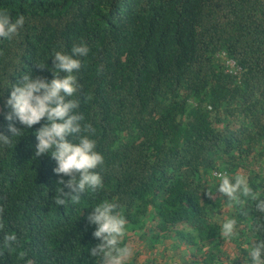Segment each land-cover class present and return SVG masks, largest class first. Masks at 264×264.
<instances>
[{
	"label": "trees",
	"instance_id": "1",
	"mask_svg": "<svg viewBox=\"0 0 264 264\" xmlns=\"http://www.w3.org/2000/svg\"><path fill=\"white\" fill-rule=\"evenodd\" d=\"M0 9L25 17L17 35L0 39V133L11 138L1 98L22 75L51 80L55 53L83 44L77 111L105 158L97 169L104 187L57 206L59 182L69 177L54 173L50 155L35 156L44 121L0 145V264H98L87 216L105 199L123 209L125 244L138 238L152 251L175 237L208 246L201 264L246 258L244 238H264L250 226L260 215L255 202L228 208L244 221L239 255L227 256L211 218L222 213L221 194L210 193L213 172L223 171L247 176L264 198V0H0ZM249 116L259 127L238 129ZM9 233L17 242L2 247ZM137 257L145 262L143 252Z\"/></svg>",
	"mask_w": 264,
	"mask_h": 264
},
{
	"label": "clouds",
	"instance_id": "2",
	"mask_svg": "<svg viewBox=\"0 0 264 264\" xmlns=\"http://www.w3.org/2000/svg\"><path fill=\"white\" fill-rule=\"evenodd\" d=\"M24 24V15L13 17L8 10L0 9V39H12ZM88 53V47L83 44L74 45L68 53L57 51L51 59L53 62V67L49 69L53 74L51 80L25 73L22 79L12 86L9 97L1 98L7 100L6 107L9 111L4 119L8 121L11 138L0 133V145H12L14 142L16 144L20 137L26 135L25 129H31L44 121L35 132L37 140L35 156L50 155L56 161L54 173L69 177L67 181L61 179L59 182L61 187L54 199L57 206L79 204L82 194L94 193L104 187V178L97 169L105 163V158L96 150V141L83 134L90 131V126L82 125L84 116L77 111L80 106L78 99L80 85L77 75L82 67L80 57H85ZM227 64L235 66L234 61H228ZM38 67L44 69L48 64ZM17 123L21 127H17ZM255 127L259 126L249 116L238 129L250 130ZM141 139L142 135H139L137 141ZM115 145L117 148L120 147L118 144ZM260 147H264V138ZM236 154L235 149L227 152L222 157L225 160L222 164L232 162ZM114 170L122 172L123 169ZM201 174L203 176L206 173L202 171ZM214 175L215 190L210 193V198L216 192L221 194L217 196L216 201L217 206L222 207V213L211 214V218L212 222L220 227L218 230L219 240L222 242L220 248L227 256L239 255L238 247L243 242V237H240L238 231L240 224L238 219L243 220V214L241 213L240 218V214L234 212L236 217H230L228 208L233 212L236 206L242 207L247 201L255 202V211L260 215L256 219L250 217V226L255 233H264V198L259 190H254L250 186L245 175H230L221 171L213 172V179ZM213 179H210L208 184L212 183ZM87 221L89 225L95 226L92 235L99 241L88 249V252L91 257L98 258V264H201L200 258L208 254V246L189 245L184 239L181 240L186 247L194 246L197 250L191 252L184 248L179 254L172 255L171 249H166L172 244L171 239H164V245L154 244L156 248L152 251L144 242L138 241V238H134L131 244L123 243L128 231V221L119 204L107 199L99 201L91 208ZM245 226L250 231L247 224ZM231 240H238L239 245L236 246ZM16 242L17 237L9 233L5 235L1 246L11 248ZM241 248L247 253L246 258L236 259L235 263L230 261L228 263V260L224 259L223 264H264V238L252 244L245 243L244 238ZM140 251L146 255L145 262L137 257Z\"/></svg>",
	"mask_w": 264,
	"mask_h": 264
},
{
	"label": "rangeland",
	"instance_id": "3",
	"mask_svg": "<svg viewBox=\"0 0 264 264\" xmlns=\"http://www.w3.org/2000/svg\"><path fill=\"white\" fill-rule=\"evenodd\" d=\"M180 229H182L181 231L183 232V233H186V228H180ZM187 231H189V232H191L192 234H194L195 235V231H192V230H187ZM196 236V235H195ZM188 239V238H187ZM159 240H161L162 241V243H156V244H161V245H164V239H162V238H160ZM171 242H172V244L171 245H169V246H167L166 247V249L168 250V249H171V254L172 255H174L175 253H180V252H182L183 250H184V248L185 249H189L191 252H195L196 250H197V248L196 247H194V246H192V247H186V245L183 243V241H181V240H178V238H174V239H172L171 240ZM154 243V244H155ZM146 252V251H145ZM164 252V251H163Z\"/></svg>",
	"mask_w": 264,
	"mask_h": 264
}]
</instances>
